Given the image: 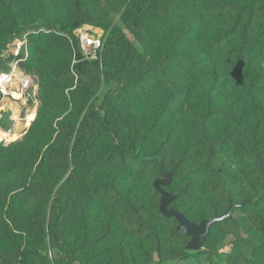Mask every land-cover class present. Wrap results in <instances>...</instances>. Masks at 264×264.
I'll return each mask as SVG.
<instances>
[{
  "label": "trees",
  "instance_id": "1",
  "mask_svg": "<svg viewBox=\"0 0 264 264\" xmlns=\"http://www.w3.org/2000/svg\"><path fill=\"white\" fill-rule=\"evenodd\" d=\"M101 1L0 0V74L24 57L9 45L25 34L28 75H46L55 50L39 116L46 107L66 115L56 127L55 117L34 124L56 134L43 152L29 150L32 132L0 142V264H37L44 243L66 264L201 253L160 213L161 161L170 208L189 221L236 205L204 248L217 254L232 235L227 264H264V0H129L126 31L108 27L87 61L76 31L98 24ZM104 84L115 87L98 104Z\"/></svg>",
  "mask_w": 264,
  "mask_h": 264
},
{
  "label": "rangeland",
  "instance_id": "2",
  "mask_svg": "<svg viewBox=\"0 0 264 264\" xmlns=\"http://www.w3.org/2000/svg\"><path fill=\"white\" fill-rule=\"evenodd\" d=\"M129 0H102L100 3L92 8V12L97 25H89L95 28L102 29L106 34L108 27L117 26L123 31H126L122 21L121 14L125 8V5ZM130 36V35H129ZM131 37V36H130ZM132 38V37H131ZM28 34L16 39L9 45V53H13L15 56H19L24 52V57L15 60L11 63V67L17 64V70L25 76H29L30 86L24 97H21L18 102H15L12 97H2L0 93V121L3 120L5 126L0 127V142H3L6 146L11 143L23 142L26 137L32 132L33 126L38 120L45 121L48 118L55 117V127L58 121H61L66 115H59L54 108H44V111L39 116V111L42 104L40 85L48 80L47 74L50 73L52 66V59L55 57V50H51L45 57L43 64L46 69V75L41 77L28 75L24 70L22 64L29 57V42ZM71 47L73 46V41L70 40ZM74 53V59L76 53L72 47ZM74 64V63H73ZM18 76V74H17ZM18 78H13L14 82L17 84L11 85V90L8 92H16L20 94L18 89ZM115 86L104 84L100 93L96 96V101L98 104L102 101L104 95L109 89ZM17 88V89H15ZM52 88H50L51 90ZM43 98V95H42ZM18 112V113H17ZM10 128V129H9ZM56 137V134L47 129L40 128L39 124L34 127L33 132L30 135L28 144L31 149L43 152L48 144L52 143ZM31 179L28 180L30 182ZM233 239L232 235H226L217 246V254H210V251L205 247L202 249L201 253L192 255L186 261H168L164 264H227V256L231 253L233 249ZM38 256L36 258L37 264H66L62 259L63 255L58 251L51 248L47 243H44L37 250ZM2 255L0 254V259ZM1 261V260H0Z\"/></svg>",
  "mask_w": 264,
  "mask_h": 264
},
{
  "label": "water",
  "instance_id": "3",
  "mask_svg": "<svg viewBox=\"0 0 264 264\" xmlns=\"http://www.w3.org/2000/svg\"><path fill=\"white\" fill-rule=\"evenodd\" d=\"M162 161L159 164V170L162 177L154 182V188L160 193V213L166 218H174L178 222L177 230L183 231L185 236L189 238L186 249L190 252H198L204 248V244L210 234L214 224L223 222L231 218L232 213L236 209V205L230 204L227 211L219 216L209 219H203L200 223L189 221L182 213L170 208L171 203L176 196L165 191L163 187L168 186L172 181V173H167L163 169Z\"/></svg>",
  "mask_w": 264,
  "mask_h": 264
},
{
  "label": "built area",
  "instance_id": "4",
  "mask_svg": "<svg viewBox=\"0 0 264 264\" xmlns=\"http://www.w3.org/2000/svg\"><path fill=\"white\" fill-rule=\"evenodd\" d=\"M76 35L80 41V47L82 56L87 61H95L99 58V53L103 47V37L105 35L104 31L93 26L84 25L76 31ZM20 75L18 78V89L20 91L21 97H24V94L27 92L28 87L30 86L29 76H25L20 71L17 70V64L11 67L9 73L0 74V93L2 97H12L15 102H18L13 97V92H8L11 90V85L15 83L13 78Z\"/></svg>",
  "mask_w": 264,
  "mask_h": 264
},
{
  "label": "bare ground",
  "instance_id": "5",
  "mask_svg": "<svg viewBox=\"0 0 264 264\" xmlns=\"http://www.w3.org/2000/svg\"><path fill=\"white\" fill-rule=\"evenodd\" d=\"M24 74V73H23ZM18 77L20 78V75H18ZM13 97H14V99L15 100H20L21 99V95L19 94V93H16V92H14L13 93ZM18 113V112H17Z\"/></svg>",
  "mask_w": 264,
  "mask_h": 264
}]
</instances>
